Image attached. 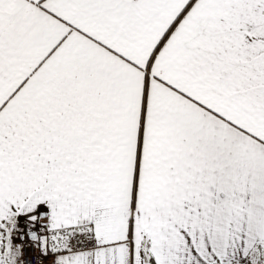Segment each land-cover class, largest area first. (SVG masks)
Returning a JSON list of instances; mask_svg holds the SVG:
<instances>
[{"label": "snow or ice", "instance_id": "1", "mask_svg": "<svg viewBox=\"0 0 264 264\" xmlns=\"http://www.w3.org/2000/svg\"><path fill=\"white\" fill-rule=\"evenodd\" d=\"M0 264H264V0H0Z\"/></svg>", "mask_w": 264, "mask_h": 264}]
</instances>
